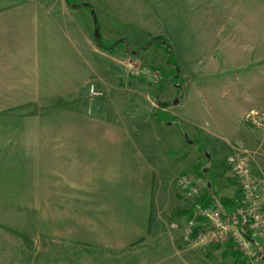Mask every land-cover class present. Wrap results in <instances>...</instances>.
<instances>
[{
	"label": "crops",
	"instance_id": "0c3cea01",
	"mask_svg": "<svg viewBox=\"0 0 264 264\" xmlns=\"http://www.w3.org/2000/svg\"><path fill=\"white\" fill-rule=\"evenodd\" d=\"M45 1L0 0V227L29 235L39 227L45 234L47 211H58V264H222L230 242L199 245L184 234L193 211L175 191L173 178L183 170L176 161L162 156L176 169L162 185L146 142L124 122L96 118L83 107L33 104L46 67L42 40L73 12L62 9L63 0H49L45 10ZM234 6L224 15L229 20L217 49L230 56L257 51L250 65L261 71L249 77L242 121L253 109L264 112V4L244 11ZM217 135L226 145L238 132ZM177 206L176 218H165ZM8 236L0 233L7 242ZM5 254L14 252L0 250Z\"/></svg>",
	"mask_w": 264,
	"mask_h": 264
},
{
	"label": "rangeland",
	"instance_id": "374dc122",
	"mask_svg": "<svg viewBox=\"0 0 264 264\" xmlns=\"http://www.w3.org/2000/svg\"><path fill=\"white\" fill-rule=\"evenodd\" d=\"M41 4L50 10L52 2ZM235 4L252 10L262 8L264 0H63L62 9L73 12L71 18L64 14L60 29L48 28L42 40L46 67L38 75L33 104L83 107L96 118L124 122L146 142L162 185L176 170L164 164V155L201 193L211 185L213 204L224 211L223 200H239L228 154L246 153L254 173L264 176V112L253 109L239 118L249 77L261 75L250 65L257 51L253 57L252 51L230 56L225 55L229 50L221 55L217 49L218 32L229 20L224 15ZM225 130L238 132L226 145L216 137ZM177 176L175 191L189 205ZM164 191L162 200L168 198ZM175 208L165 218H176L173 212L180 206ZM47 213L45 234L39 235V227H32V235L0 227V233L9 234L8 242L0 238V250L14 252L0 257V264H58V211ZM224 251L222 264H264L248 261L234 247ZM236 251L234 258L230 253Z\"/></svg>",
	"mask_w": 264,
	"mask_h": 264
},
{
	"label": "built area",
	"instance_id": "2783aa9c",
	"mask_svg": "<svg viewBox=\"0 0 264 264\" xmlns=\"http://www.w3.org/2000/svg\"><path fill=\"white\" fill-rule=\"evenodd\" d=\"M239 193V206L226 213L213 205L199 202V185L187 174L176 177V184L190 199L193 215L184 229L199 245L230 242L248 261L264 259V176L254 173L246 153L228 154Z\"/></svg>",
	"mask_w": 264,
	"mask_h": 264
},
{
	"label": "trees",
	"instance_id": "16d2710c",
	"mask_svg": "<svg viewBox=\"0 0 264 264\" xmlns=\"http://www.w3.org/2000/svg\"><path fill=\"white\" fill-rule=\"evenodd\" d=\"M208 190H209V188L206 186L205 191L203 193H201V195L199 197V202L202 203L203 205H213V206L217 207L216 204H213L214 203L213 198H211L210 194L208 193ZM238 197H239V194H238ZM222 204L226 208V210H224L223 212L231 213V212L235 211L237 209V207L239 206V200H238V203H236V204H230L229 201L223 200ZM191 214L193 215V212ZM192 215H191V217H192ZM230 254L234 258H237L239 256V253L237 251L232 252Z\"/></svg>",
	"mask_w": 264,
	"mask_h": 264
},
{
	"label": "water",
	"instance_id": "95a60500",
	"mask_svg": "<svg viewBox=\"0 0 264 264\" xmlns=\"http://www.w3.org/2000/svg\"><path fill=\"white\" fill-rule=\"evenodd\" d=\"M92 15L94 17V13L92 12ZM174 103H177V100L174 101ZM186 139L188 140V138L186 137Z\"/></svg>",
	"mask_w": 264,
	"mask_h": 264
}]
</instances>
